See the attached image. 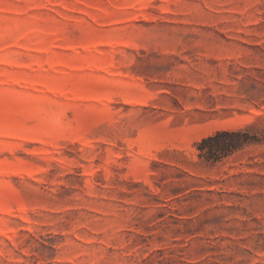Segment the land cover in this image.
Wrapping results in <instances>:
<instances>
[{
  "label": "rangeland",
  "instance_id": "rangeland-1",
  "mask_svg": "<svg viewBox=\"0 0 264 264\" xmlns=\"http://www.w3.org/2000/svg\"><path fill=\"white\" fill-rule=\"evenodd\" d=\"M0 264H264V0H0Z\"/></svg>",
  "mask_w": 264,
  "mask_h": 264
},
{
  "label": "trees",
  "instance_id": "trees-1",
  "mask_svg": "<svg viewBox=\"0 0 264 264\" xmlns=\"http://www.w3.org/2000/svg\"><path fill=\"white\" fill-rule=\"evenodd\" d=\"M251 142L248 128L216 130L196 144L199 156L216 161Z\"/></svg>",
  "mask_w": 264,
  "mask_h": 264
}]
</instances>
